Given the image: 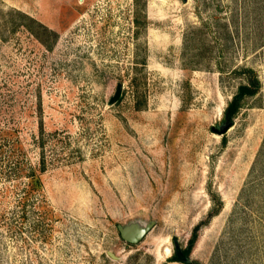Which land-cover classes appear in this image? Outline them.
<instances>
[{"label": "rangeland", "instance_id": "1", "mask_svg": "<svg viewBox=\"0 0 264 264\" xmlns=\"http://www.w3.org/2000/svg\"><path fill=\"white\" fill-rule=\"evenodd\" d=\"M0 264H264V0H0Z\"/></svg>", "mask_w": 264, "mask_h": 264}, {"label": "trees", "instance_id": "2", "mask_svg": "<svg viewBox=\"0 0 264 264\" xmlns=\"http://www.w3.org/2000/svg\"><path fill=\"white\" fill-rule=\"evenodd\" d=\"M37 22L44 30L48 32L50 31V29L47 26L40 23L39 21ZM235 72L243 74L244 81L238 86L237 91L234 93L232 99L229 101L227 107L225 108V120L231 123H233L235 117L242 109L246 99L250 96L256 95L260 91L262 86V82L259 77V74L254 67L243 65L237 67L235 69ZM120 98L121 96L119 97V99ZM46 166H47V161L44 155L42 156L38 164L31 165L28 168L22 166L21 163L18 162L16 167L17 171L23 172V170L25 171L26 169V171L23 172V174L28 178V182L25 186L24 194L22 196L23 201L30 199V197L33 195L34 192L40 190L43 187L42 173L46 170ZM217 212L218 210L212 212L210 215L213 216ZM200 227H201L200 224H198L195 227L193 231V235L189 241V245L187 248L184 249V252L187 256H190V252L192 251L194 245L196 244V241L199 236ZM172 260L181 261L176 253L173 255Z\"/></svg>", "mask_w": 264, "mask_h": 264}, {"label": "water", "instance_id": "3", "mask_svg": "<svg viewBox=\"0 0 264 264\" xmlns=\"http://www.w3.org/2000/svg\"><path fill=\"white\" fill-rule=\"evenodd\" d=\"M122 94V84H118L115 94L109 100V104L112 105L118 101L119 97ZM232 123L227 122V124L223 125L222 127H213V130L224 134L230 127ZM155 220H150L148 222H143L140 220L131 221L127 224H118V229L121 234V237L128 243H138L140 242L147 233L153 228L155 225ZM175 252L179 259L183 262H190V256H187L184 252L183 247L179 242V238L177 235L173 237ZM113 257L116 255L113 252H110Z\"/></svg>", "mask_w": 264, "mask_h": 264}, {"label": "bare ground", "instance_id": "4", "mask_svg": "<svg viewBox=\"0 0 264 264\" xmlns=\"http://www.w3.org/2000/svg\"><path fill=\"white\" fill-rule=\"evenodd\" d=\"M167 251H168V252H170V250H169V249H168Z\"/></svg>", "mask_w": 264, "mask_h": 264}]
</instances>
